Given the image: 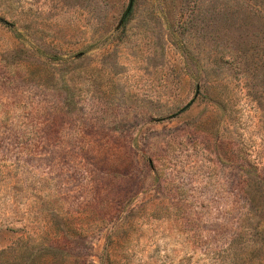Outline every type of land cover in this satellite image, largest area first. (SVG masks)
Masks as SVG:
<instances>
[{
	"label": "rangeland",
	"instance_id": "374dc122",
	"mask_svg": "<svg viewBox=\"0 0 264 264\" xmlns=\"http://www.w3.org/2000/svg\"><path fill=\"white\" fill-rule=\"evenodd\" d=\"M0 0V264H264V0Z\"/></svg>",
	"mask_w": 264,
	"mask_h": 264
},
{
	"label": "water",
	"instance_id": "95a60500",
	"mask_svg": "<svg viewBox=\"0 0 264 264\" xmlns=\"http://www.w3.org/2000/svg\"><path fill=\"white\" fill-rule=\"evenodd\" d=\"M132 7H133V0L130 1V4H129V6H128L125 14H124V18L130 13Z\"/></svg>",
	"mask_w": 264,
	"mask_h": 264
}]
</instances>
